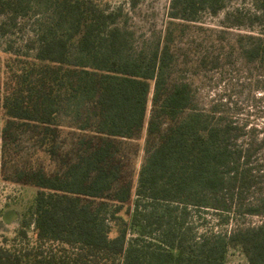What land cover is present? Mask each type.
I'll return each mask as SVG.
<instances>
[{"label": "trees", "instance_id": "trees-1", "mask_svg": "<svg viewBox=\"0 0 264 264\" xmlns=\"http://www.w3.org/2000/svg\"><path fill=\"white\" fill-rule=\"evenodd\" d=\"M230 1L171 0L162 34L138 41L122 5L0 0V30L31 20L35 36L24 53L0 55V179L35 188L20 228L0 242V264H228L235 248L264 264V198L237 201L257 185L264 138L218 104L204 107L177 75L186 29ZM240 12L227 11L225 26H241ZM235 44L264 67V31ZM65 130L74 142L63 151ZM24 139L56 167L18 161ZM211 211L232 227L209 226L201 213Z\"/></svg>", "mask_w": 264, "mask_h": 264}, {"label": "rangeland", "instance_id": "rangeland-1", "mask_svg": "<svg viewBox=\"0 0 264 264\" xmlns=\"http://www.w3.org/2000/svg\"><path fill=\"white\" fill-rule=\"evenodd\" d=\"M111 7L122 5L126 13L127 26L136 32L138 41L154 34H162L166 22L171 0H139L133 6L132 0H101ZM260 0H233L227 3L225 10L217 15L204 14L201 22L191 24L186 29L183 38V49L177 66V75L190 81L197 94L199 102L206 108L218 104L229 117L244 124L246 130L253 128L256 135L264 138V67L258 63L245 61L236 47L235 38L239 33L259 34L264 31V19L254 20ZM239 9L241 11V26L227 27L225 15L227 11ZM233 21V17L231 18ZM32 21L28 20L22 28L15 30L12 26L0 30V55L6 58L5 50L24 53L27 44L35 45ZM200 53H209L206 66L197 63ZM216 58H219L216 60ZM150 109V105H149ZM5 123V116L0 109V127ZM252 130V131H253ZM65 130L62 134V150L69 149L73 143L72 135ZM146 130L135 141L138 152L133 155L130 167L135 173L141 167L145 158L144 141ZM64 141V142H63ZM28 139L20 142L18 161L22 164L33 165L41 162L45 168L53 170L56 163L47 152L34 148ZM135 148V147H134ZM261 155L257 158H263ZM257 159H254V163ZM257 171V185L245 189L238 194L237 201L249 204L264 198V167ZM35 188L19 183L0 179V242L3 237L12 238L20 228L21 220L25 216L34 195ZM208 219V225L217 229H230L232 226H219L218 217L214 212L201 213ZM242 222L256 224L258 217H245ZM230 227V228H229ZM226 229V228H225ZM237 249L230 252L231 261H239ZM234 256V257H233ZM237 264V262H236Z\"/></svg>", "mask_w": 264, "mask_h": 264}, {"label": "crops", "instance_id": "crops-1", "mask_svg": "<svg viewBox=\"0 0 264 264\" xmlns=\"http://www.w3.org/2000/svg\"><path fill=\"white\" fill-rule=\"evenodd\" d=\"M235 252H237L236 256L239 257V261H231V263L228 261V264H236V262H237V264H248L244 255L240 251L237 250ZM229 260H230V257H229Z\"/></svg>", "mask_w": 264, "mask_h": 264}]
</instances>
